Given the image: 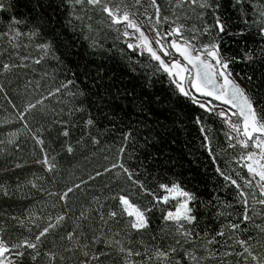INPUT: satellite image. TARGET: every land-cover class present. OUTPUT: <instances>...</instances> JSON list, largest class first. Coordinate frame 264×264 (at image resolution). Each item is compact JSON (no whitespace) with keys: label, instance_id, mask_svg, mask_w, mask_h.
<instances>
[{"label":"snow or ice","instance_id":"obj_1","mask_svg":"<svg viewBox=\"0 0 264 264\" xmlns=\"http://www.w3.org/2000/svg\"><path fill=\"white\" fill-rule=\"evenodd\" d=\"M16 6V0H0V95L12 110L0 128L15 125L0 132V196L34 202L20 214L0 215V264H264V46L243 52L244 61L261 65L259 76L234 75L237 58L221 50L220 34L228 27L223 0H60L57 5L92 48L103 49L105 29L114 32L112 47L145 72L149 87L164 78L173 95L202 110L194 121L223 181L206 200L178 180L158 183L159 194L153 191L147 157L139 159L131 129H121L118 142L102 144L116 125L102 108L111 85L102 83L101 69L94 76L86 73L81 83L67 69L71 78L43 72L40 80L12 87L17 70L35 71L32 65L49 57L62 64L41 24L17 16ZM230 6L245 30L255 28L264 40V3L230 0ZM10 92L21 98L19 105ZM101 117L112 127L103 126ZM208 118L225 126L223 143L216 142ZM77 128L83 130L73 141ZM149 143L145 137L139 147ZM77 154L83 160L101 154L107 163L60 186L62 172L74 174ZM30 165L41 172L7 178ZM33 191L42 199L35 200ZM144 195L150 198L141 203ZM71 197L80 198L75 209ZM156 211L161 224L155 231L168 241L164 245L156 235L152 242L143 239L154 230Z\"/></svg>","mask_w":264,"mask_h":264},{"label":"trees","instance_id":"obj_2","mask_svg":"<svg viewBox=\"0 0 264 264\" xmlns=\"http://www.w3.org/2000/svg\"><path fill=\"white\" fill-rule=\"evenodd\" d=\"M60 0H16L15 14L31 18L32 22H39L43 36L50 39L55 47L56 55L60 57L62 64L48 58L47 64L43 65L32 75L24 72L19 75V79H14L13 88L17 84L23 85L26 79L40 80L43 72H55L57 80L65 79L67 75L71 78V73L67 69L77 74V83L85 81V74L92 76L96 74L97 69L102 70L105 80L102 83L111 85L109 99L107 96L103 100L102 108L110 116H114L116 130L107 133L102 140V144L118 142L121 129L132 130L136 138L137 155L139 159L144 160L151 175L148 177L147 184L159 194L158 183H169L171 180H178L187 190L195 192L202 199H208L209 193L214 188L223 184L215 172L207 151L202 147L203 136L199 126L195 123L194 117L202 115V110L192 105L186 99L175 96L171 93L167 80H153L151 87L148 86L145 72L138 66L129 65L126 56H123L117 48H113V38L115 34H101L104 41L103 49H94L90 46V40L85 38L86 33L81 31L79 25H70L66 22V10L62 7L57 8ZM163 3V0H161ZM224 8L222 9L224 19L228 22V27L224 33H221V50L229 56L237 58V62L232 66L234 75L238 74L239 78L246 74H253V79L259 76L262 68L259 63L249 64L243 60V52L248 49H255L258 46H264V40L255 35L256 29L245 30V24L240 20L239 13L230 6V0H223ZM264 3V0H261ZM42 5V6H41ZM242 33V34H239ZM118 47L124 48L122 41H117ZM125 51H129L125 49ZM133 58H139L142 61L144 57H138L133 54ZM133 67L136 68L133 71ZM30 72H33L32 70ZM20 80V81H19ZM243 83V80H241ZM47 83V78L42 81ZM13 95L16 103H21L20 99ZM157 97L159 98L157 100ZM148 101V103H143ZM45 103H50L45 101ZM146 109H150L148 112ZM10 106L0 95V120L4 119L11 112ZM94 115L97 114L96 107H92ZM67 119V117H65ZM211 124L216 142H224L225 126L219 119L208 118ZM80 120V117H77ZM103 126L111 128L112 125L101 117ZM15 127L8 125L7 128H0V132ZM82 128L73 130V141L81 135ZM147 137L150 141L147 149H142L139 145L144 144ZM2 138V137H0ZM132 145H129L131 148ZM24 158L29 159L27 149L24 152ZM65 159H72L65 157ZM77 164L70 171L74 173L69 175L67 171L61 173L58 177V183L62 186L79 176L86 178V173L94 167L107 163L103 160L101 154L92 157L90 160H83L79 154L73 161ZM2 166V162H0ZM11 167V165H9ZM40 173L38 166H26L23 169H16L8 174V179L14 180L16 176L23 179L30 172ZM99 182V181H98ZM231 189H229V193ZM226 199L232 197L228 193H221ZM32 196L35 200L42 199L41 194L33 191ZM147 195L138 199L141 203L148 200ZM79 197H71L70 204L73 208L79 206ZM32 198L23 199L15 197L12 199L0 196V215L20 214L25 207L32 204ZM161 208H169L171 205H161ZM59 210V209H57ZM49 211H52L49 209ZM205 221L208 214L205 213ZM161 211H156L153 218V232L145 233L143 239L151 241V236L156 235L157 241L161 245L168 241L162 239L155 231L156 227L161 224ZM203 226V225H202ZM50 240L52 238H49ZM138 239V237H134Z\"/></svg>","mask_w":264,"mask_h":264},{"label":"rangeland","instance_id":"obj_3","mask_svg":"<svg viewBox=\"0 0 264 264\" xmlns=\"http://www.w3.org/2000/svg\"><path fill=\"white\" fill-rule=\"evenodd\" d=\"M105 32H106V34H109L110 32L107 30V29H105ZM112 34H115L114 32H111V35ZM22 55L23 54H25L23 51H22V53H21ZM32 55L33 56H35V55H38V53H36L35 51H33L32 52ZM47 62H48V58H47V60H46V62H42L40 65H32V61H28L27 63H29L30 65H32V67H35V71H38L39 69H41L42 67H43V65H45V64H47ZM32 69H31V67L30 68H28V69H20V70H17L18 71V73H19V75L22 73H24V72H29L31 75L34 73L35 74V72L33 71V72H30ZM20 81V80H19ZM41 91H43V89H41ZM20 97H18V99H19ZM20 101H21V99H20ZM171 205V204H170Z\"/></svg>","mask_w":264,"mask_h":264}]
</instances>
